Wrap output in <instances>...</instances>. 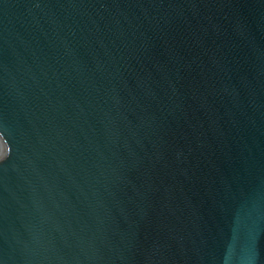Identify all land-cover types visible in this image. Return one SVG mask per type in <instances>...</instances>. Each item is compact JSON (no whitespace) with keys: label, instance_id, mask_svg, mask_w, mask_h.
<instances>
[{"label":"water","instance_id":"water-1","mask_svg":"<svg viewBox=\"0 0 264 264\" xmlns=\"http://www.w3.org/2000/svg\"><path fill=\"white\" fill-rule=\"evenodd\" d=\"M0 264H264V0H0Z\"/></svg>","mask_w":264,"mask_h":264}]
</instances>
